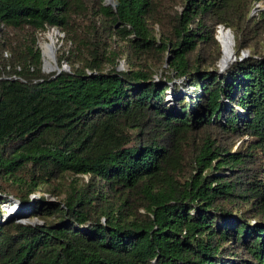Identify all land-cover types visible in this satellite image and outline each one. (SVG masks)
I'll list each match as a JSON object with an SVG mask.
<instances>
[{
    "label": "trees",
    "instance_id": "trees-1",
    "mask_svg": "<svg viewBox=\"0 0 264 264\" xmlns=\"http://www.w3.org/2000/svg\"><path fill=\"white\" fill-rule=\"evenodd\" d=\"M258 2L0 0V264H264Z\"/></svg>",
    "mask_w": 264,
    "mask_h": 264
},
{
    "label": "rangeland",
    "instance_id": "rangeland-1",
    "mask_svg": "<svg viewBox=\"0 0 264 264\" xmlns=\"http://www.w3.org/2000/svg\"><path fill=\"white\" fill-rule=\"evenodd\" d=\"M263 8H264V4L262 2H258L257 4L254 5L253 9L251 10V14L256 15L258 13V11L263 9ZM49 31L50 32L53 31V34L56 33V36H55V39H54V45L57 48V50H56V55H57L59 50L63 47L62 41H63V38H64V34L62 32H60L58 29H50ZM49 31H46L43 34H39L38 35L37 46H38L41 54H42V44L45 41H47L45 35ZM216 36H217V32H216ZM242 53L245 54L246 56L248 54L246 51H244ZM220 58H221V56H220ZM42 62H43V58H42ZM56 62H57V59H56ZM56 64H57V68L61 69L62 71H64V72H68L69 71V67H68V65L66 63H61L60 65H58V63H56ZM218 65H219V61H218ZM125 67L126 66L124 65V61L122 60L121 64L119 65L118 68H119V70H122ZM44 73H46L45 70H44ZM52 73H56V70H51L50 72H47L46 74H52ZM169 93H170V91L167 92L166 100L172 99L171 95H169ZM83 178H84V180H87L86 176H84ZM37 196H38V194H33V195L30 196V198H31V200H33V199H36ZM46 198H47V200H46L47 202H53V201L56 200L55 198L49 197V196H46ZM10 208H14V211H19L20 212V213L18 212L20 214V215H18V219L21 222H30L32 224H41V220H39L37 218L30 219L28 217V204L20 203L18 200H14L12 197H10L5 203H3L1 205V210L3 212L4 217L6 215L12 216L14 214V212L13 213H9V209ZM18 213H16L15 215H17Z\"/></svg>",
    "mask_w": 264,
    "mask_h": 264
},
{
    "label": "bare ground",
    "instance_id": "bare-ground-1",
    "mask_svg": "<svg viewBox=\"0 0 264 264\" xmlns=\"http://www.w3.org/2000/svg\"><path fill=\"white\" fill-rule=\"evenodd\" d=\"M56 33L47 32L45 37L46 40L42 44V53L44 61V70L50 72L51 70L57 67L56 65V46L54 45ZM218 42L221 46V62L220 69L221 71L225 70L226 66L229 65L233 58V40L226 34L224 30L217 32ZM18 213L19 211H14V208L9 209V213ZM20 213V212H19ZM17 215H20V214Z\"/></svg>",
    "mask_w": 264,
    "mask_h": 264
},
{
    "label": "water",
    "instance_id": "water-1",
    "mask_svg": "<svg viewBox=\"0 0 264 264\" xmlns=\"http://www.w3.org/2000/svg\"><path fill=\"white\" fill-rule=\"evenodd\" d=\"M220 30H224L225 32H226V34H228V36L233 40V35H232V33L230 32V30L229 29H224L223 27H219V29H218V31L217 32H219ZM216 39H217V41H218V38H217V36H216ZM41 56H42V58H43V53L41 54ZM246 55L245 54H243L242 53V57H245ZM235 60V55H234V53H233V58H232V62ZM220 62H221V58H220V60H219V65H218V67H219V69H220ZM57 65V64H56ZM44 61L42 62V71L44 72ZM229 65H227L226 66V68L228 67ZM225 68V69H226ZM53 70H56V73H55V75H58L62 70L61 69H59V68H55V69H53ZM221 70V69H220ZM7 216V215H6Z\"/></svg>",
    "mask_w": 264,
    "mask_h": 264
}]
</instances>
